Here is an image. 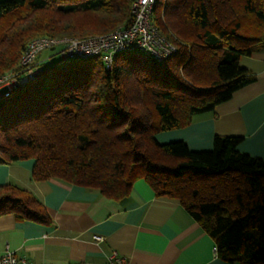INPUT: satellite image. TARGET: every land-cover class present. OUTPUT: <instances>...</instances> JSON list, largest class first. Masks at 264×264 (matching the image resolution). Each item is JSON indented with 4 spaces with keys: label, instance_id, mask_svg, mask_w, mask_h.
Here are the masks:
<instances>
[{
    "label": "trees",
    "instance_id": "obj_1",
    "mask_svg": "<svg viewBox=\"0 0 264 264\" xmlns=\"http://www.w3.org/2000/svg\"><path fill=\"white\" fill-rule=\"evenodd\" d=\"M132 1L0 0V77L21 71L34 37L86 32L76 15H95L99 34L129 25ZM158 6L153 20L177 49L166 60L131 50L117 53L110 69L97 57L67 58L74 63L61 67L50 62L56 50H43L32 79L2 86L0 163L32 159L33 180L56 178L118 200L144 179L156 195L179 200L214 239L219 258L264 264V159L240 152V136L215 135L206 150L156 139L255 80L239 59L264 51V0ZM6 213L48 220L39 200L11 183L0 184Z\"/></svg>",
    "mask_w": 264,
    "mask_h": 264
},
{
    "label": "crops",
    "instance_id": "obj_2",
    "mask_svg": "<svg viewBox=\"0 0 264 264\" xmlns=\"http://www.w3.org/2000/svg\"><path fill=\"white\" fill-rule=\"evenodd\" d=\"M239 65L255 76L253 82L188 125L158 133L167 136L159 142L183 140L191 150H206L215 135H234L242 138L240 152L264 159V51L241 56ZM33 164L0 163V184L34 195L48 220L1 214L0 254L8 249L35 264H111L112 251L125 264H238L219 258L214 239L179 200L156 195L144 179L118 200L56 178L33 180Z\"/></svg>",
    "mask_w": 264,
    "mask_h": 264
},
{
    "label": "built area",
    "instance_id": "obj_3",
    "mask_svg": "<svg viewBox=\"0 0 264 264\" xmlns=\"http://www.w3.org/2000/svg\"><path fill=\"white\" fill-rule=\"evenodd\" d=\"M158 0H133L132 21L129 25L99 35L85 37H38L31 40L24 49L18 73L0 77V86L11 89L32 79L38 72L36 57L43 50H56L63 59L97 57L110 69L115 55L123 51L137 50L151 55L162 62L176 52V46L168 41L153 20ZM1 94V93H0ZM8 93H4L7 95ZM102 237L94 236L100 241ZM216 252V247H213ZM111 264H125L126 260L112 251L108 257ZM0 264H35L25 257H17L10 250L0 254Z\"/></svg>",
    "mask_w": 264,
    "mask_h": 264
},
{
    "label": "rangeland",
    "instance_id": "obj_4",
    "mask_svg": "<svg viewBox=\"0 0 264 264\" xmlns=\"http://www.w3.org/2000/svg\"><path fill=\"white\" fill-rule=\"evenodd\" d=\"M155 10H156V12H155ZM155 10H154V14H159L161 12V8L159 6ZM74 18L76 19V22L79 25H85L86 26V30H85L86 32L77 33L75 35V37L99 35V33H96L94 31L98 27L97 17L95 15H93V14H80V15H76ZM2 31H4V29ZM37 37H42V35H38V36L34 37L33 39H35ZM71 37H74V36H71ZM58 38H61V37H58ZM30 41H28V43ZM11 51L12 50H10L9 52H11ZM43 52L46 53V50H44ZM50 62L56 64L57 66H61V67H70L74 63V60H72V59L63 60L59 55L55 54V55L50 57ZM6 74L8 75V72H6ZM140 107H141L140 110H142V107H143L144 110H142V111L143 112L146 111V107L144 105H142ZM166 137L167 136L165 134H158V137L156 139H157V141H163V140H166L165 139Z\"/></svg>",
    "mask_w": 264,
    "mask_h": 264
},
{
    "label": "water",
    "instance_id": "obj_5",
    "mask_svg": "<svg viewBox=\"0 0 264 264\" xmlns=\"http://www.w3.org/2000/svg\"><path fill=\"white\" fill-rule=\"evenodd\" d=\"M2 86H0V88H1Z\"/></svg>",
    "mask_w": 264,
    "mask_h": 264
}]
</instances>
